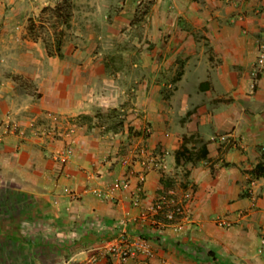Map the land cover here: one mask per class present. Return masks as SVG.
Here are the masks:
<instances>
[{
    "label": "crops",
    "instance_id": "0c3cea01",
    "mask_svg": "<svg viewBox=\"0 0 264 264\" xmlns=\"http://www.w3.org/2000/svg\"><path fill=\"white\" fill-rule=\"evenodd\" d=\"M174 5L161 14L157 27L169 36L157 40L156 48H164L181 74L170 102L155 105V112L145 106L152 132L145 138L144 163L132 159L131 168L123 167L117 155L122 137L96 136L86 125L56 140L0 138V190L28 196L1 200L0 264H117L104 246L120 231L147 237L152 246L150 257L120 264H264V71H254L264 44V0ZM4 101L3 112L10 110ZM73 109L11 108L23 123L31 119L28 113L35 119L47 110ZM162 110L163 117L156 113ZM68 142L72 155L60 163L58 151ZM202 143L205 158L176 161L183 145L196 151ZM122 179L127 185L110 192ZM162 180L172 186L165 188ZM138 186L140 201L134 204ZM170 188L187 196L188 215L180 226L150 218L151 204ZM21 204L27 210L20 214ZM93 253L98 258L90 262Z\"/></svg>",
    "mask_w": 264,
    "mask_h": 264
},
{
    "label": "rangeland",
    "instance_id": "374dc122",
    "mask_svg": "<svg viewBox=\"0 0 264 264\" xmlns=\"http://www.w3.org/2000/svg\"><path fill=\"white\" fill-rule=\"evenodd\" d=\"M59 1L0 0V100L10 108L0 110V138L19 134L56 140L86 125L96 136L122 137L117 155L129 169L123 160L140 158L139 148L152 132L145 106L155 112V105L170 102L176 75L181 74L164 48H156L157 40L169 36L157 27L161 14L174 8L175 0H69L70 26L57 28H63L61 55L46 49L45 41L54 44V19L43 10ZM32 23L34 30H30ZM14 89L13 95L1 96ZM38 104L77 109L47 110L35 119L34 112L28 113L31 119L26 123L17 111L13 116L11 108L24 112ZM82 107L91 109L78 113ZM156 113L164 116V110ZM118 123L117 131L108 129ZM139 123L143 126L135 128ZM146 127H150L147 134ZM131 136L141 141L133 142ZM67 148L73 149L70 142L58 151L60 163L68 162L60 159Z\"/></svg>",
    "mask_w": 264,
    "mask_h": 264
},
{
    "label": "built area",
    "instance_id": "2783aa9c",
    "mask_svg": "<svg viewBox=\"0 0 264 264\" xmlns=\"http://www.w3.org/2000/svg\"><path fill=\"white\" fill-rule=\"evenodd\" d=\"M262 52L259 54L257 59V65L255 72H258L260 69L264 71V44L261 46ZM150 132V127H146L145 133ZM145 145H142L139 148V157L142 163L143 156L142 153L145 151ZM264 151V146L262 147ZM71 148H67L62 152L60 155V159L62 162L68 161V158L71 156ZM124 163H126L128 166L130 165L132 167V161H129V158H125L123 160ZM141 180L143 177L140 178ZM127 185L126 180H117L112 185L110 192L119 189L121 187H125ZM141 187L138 186L137 191L134 195V204L139 203L140 199V193ZM186 201L187 196L185 195H177L173 188L167 189L165 192L160 193L158 195L157 199L151 204L149 208L150 212V218L153 223H165V224H173L180 226L181 221L187 217V207H186ZM162 215L164 218L168 219L167 222L160 221L157 219V216ZM216 222L220 225H228V223L222 218L217 217ZM122 224L125 222L122 221ZM262 242V248L260 251H263L264 249V239ZM104 249L106 252L117 261V264L122 263L123 261H126L128 258L130 259H137L140 255L143 256V258H148L152 255V246L151 241L147 237L141 236V235H129L126 231H120L116 236L112 237L111 239L106 241V244L104 246ZM98 258L97 253H93L88 257V260L90 262L96 261Z\"/></svg>",
    "mask_w": 264,
    "mask_h": 264
},
{
    "label": "trees",
    "instance_id": "16d2710c",
    "mask_svg": "<svg viewBox=\"0 0 264 264\" xmlns=\"http://www.w3.org/2000/svg\"><path fill=\"white\" fill-rule=\"evenodd\" d=\"M43 10H48L51 13L52 18L54 19L53 22H51V27L53 28L54 32V44L50 45L45 41V46L48 51V53L53 54L54 52L58 55H61V46H62V34H63V28L61 30H57L58 25L59 27H69L70 26V18L72 16V8L71 3L69 0H62L57 2L54 6H45L43 7ZM35 24L32 23L30 26V30H34ZM83 117H90L87 115H84ZM120 124H113L111 126H108V129L112 131H117ZM207 148L204 143H202L199 148L196 151L189 150L185 145L182 146L179 150L176 152V161H179V159H183L184 161H196L200 160L206 157L207 155ZM162 184L165 186V188L171 187L172 183H166L162 180ZM26 194H22L20 192H9V191H1L0 190V220L1 216H3L2 212V202L1 200H4L5 202L11 200V198H17L19 200H26L27 199ZM5 206V205H4ZM17 207H14L13 209H16ZM10 210L11 207L6 206V210ZM18 212L24 213L25 210H27L26 206L21 204L18 207ZM23 211V212H22ZM1 213H3L1 215ZM10 214V213H9ZM7 218L10 219V215L7 216ZM157 219L160 221L167 222L168 219L164 218L161 214L157 216Z\"/></svg>",
    "mask_w": 264,
    "mask_h": 264
}]
</instances>
